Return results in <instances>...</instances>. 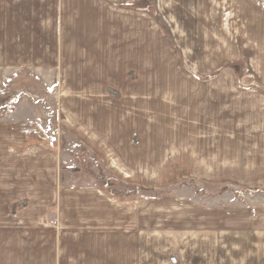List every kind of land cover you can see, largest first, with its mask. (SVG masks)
<instances>
[{"label": "crops", "instance_id": "0c3cea01", "mask_svg": "<svg viewBox=\"0 0 264 264\" xmlns=\"http://www.w3.org/2000/svg\"><path fill=\"white\" fill-rule=\"evenodd\" d=\"M156 1L184 59L198 48L194 94L145 77L159 66L145 67L143 0H0V69L53 72L71 150L136 190L63 184L72 158L20 108L0 122V264H264V200L153 195L187 181L264 192V7Z\"/></svg>", "mask_w": 264, "mask_h": 264}, {"label": "rangeland", "instance_id": "374dc122", "mask_svg": "<svg viewBox=\"0 0 264 264\" xmlns=\"http://www.w3.org/2000/svg\"><path fill=\"white\" fill-rule=\"evenodd\" d=\"M255 1L264 7V0ZM134 10L144 15L145 67L159 66L157 71L145 70V77L174 80L175 95L194 94L196 90L198 91L196 89L198 87H194L198 86V82L194 80L198 81L203 76L200 75L199 70H192L190 67L198 66V55H195L198 48L191 49L190 54L185 57L186 62H191V65L185 63L181 48L175 42L170 26L160 13L156 0H143L142 4L138 3ZM152 46L160 48L159 55H155L156 58H160V61L153 60ZM54 78L53 72L0 69V122L11 119L20 108L27 110L31 117L40 116L55 137L53 141L57 150L61 152L62 166H65L68 155L73 160H70V164H74V168H71L69 172H67L68 169L62 168L63 184L95 185L106 189L114 196H120L126 192L134 194L135 188L123 187L111 177L112 175L103 164L90 157L87 152L81 149L76 151L75 147L71 150L68 136L62 130L65 119L61 114V104L57 100L58 88L54 86ZM191 119L181 121L186 125L189 123L194 125L199 120L198 115H194V119ZM175 125L179 123L176 121ZM138 193L151 195V192L147 190L144 192L140 190ZM153 195L187 196L204 205L215 203L227 205L233 202L248 205L259 199L264 200V192L260 190H243L228 186L208 188L200 186L195 181L182 182L156 191Z\"/></svg>", "mask_w": 264, "mask_h": 264}]
</instances>
